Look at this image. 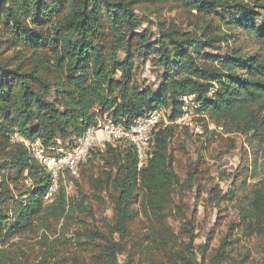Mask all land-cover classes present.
I'll return each instance as SVG.
<instances>
[{
    "label": "trees",
    "instance_id": "16d2710c",
    "mask_svg": "<svg viewBox=\"0 0 264 264\" xmlns=\"http://www.w3.org/2000/svg\"><path fill=\"white\" fill-rule=\"evenodd\" d=\"M138 1L0 0V22L8 35L0 39V45L7 41L29 52L21 64L0 60V158L4 157L0 245L18 234L40 236V264H49L52 255L53 222L63 221V231L72 222L81 223L82 230L76 231L78 238L85 237L79 241L81 246L96 240L99 233L79 217L86 210V195L77 178L86 163L77 177L67 174L66 182L62 180L57 193L45 202L51 178L27 146L13 141L16 133L45 144L56 138L73 143L96 124L98 115L127 124L153 108L164 107L171 120H176L182 115V96L196 93L211 120L251 133L247 141L253 151L254 138L264 142V18L258 20L264 0H253V4L247 0H178L200 16L216 14L229 28H240L245 39L258 45L254 52L240 44L224 51L220 45L236 36L211 34L214 22L192 32L170 28L165 21L157 33L140 31L142 22L135 13ZM226 11L236 17L230 18ZM147 61L159 66L158 88L134 79L138 63ZM175 126H161L153 132V157L142 169L128 143L109 146L103 153L93 151L88 161L105 154L110 159L106 181L116 192L117 233L128 234L139 203L147 221L143 239L147 250L164 252L170 264H198L192 226L188 240L177 242L169 224V209L180 183L170 152ZM71 182L76 192L68 187ZM243 212L245 227L254 234L264 225V186L254 188ZM119 246L110 242L92 259L97 264H121ZM224 259L223 251L211 264Z\"/></svg>",
    "mask_w": 264,
    "mask_h": 264
},
{
    "label": "rangeland",
    "instance_id": "374dc122",
    "mask_svg": "<svg viewBox=\"0 0 264 264\" xmlns=\"http://www.w3.org/2000/svg\"><path fill=\"white\" fill-rule=\"evenodd\" d=\"M247 1L253 4V0ZM251 6L262 12L255 5ZM135 13L142 22L140 31L157 33L159 25L165 21L170 28L192 32L214 22L211 34L236 36V40L231 38L220 45L224 51L237 44L250 52L258 49L255 41L245 39L240 28H229L219 15L200 16L178 0H140L136 2ZM227 15L236 17L232 12ZM263 18L264 12L258 20ZM0 28L3 30L0 39L4 40L8 35L1 22ZM5 42L0 45V60L21 64L22 57L28 56L29 52ZM160 74L159 66L153 62H140L134 79L158 88ZM219 124L227 126V132L213 135L207 129V136L193 135L190 129L176 124L170 152L180 183L176 186L174 204L169 209V224L177 242L188 240V230L192 226L198 264H211V260L223 251L225 259L220 264H264V225H259L257 231L250 234L243 220L244 208L248 207L254 188L264 186V142L254 138L253 151L247 141L251 133H243L237 127L222 122ZM3 158H0V166ZM108 171H111V163L105 154L88 161L77 178L86 195V210L79 217L87 222L88 228L97 231L99 237L81 246L79 241L85 237L80 239L76 234L82 230L81 223L72 222L63 231V221L53 222L49 236L53 251L49 264H97L92 256L110 242L120 245L117 256L121 264H170L164 252H152L145 247L143 239L147 221L139 211V203L136 205L138 214L131 221L128 234L121 235L115 231L113 196L116 192L106 181ZM68 187L71 192L77 191L72 182ZM65 231L67 240L63 241L61 237ZM41 242V237L35 234L14 235L0 245V264H40ZM220 258L216 257L217 260Z\"/></svg>",
    "mask_w": 264,
    "mask_h": 264
},
{
    "label": "built area",
    "instance_id": "2783aa9c",
    "mask_svg": "<svg viewBox=\"0 0 264 264\" xmlns=\"http://www.w3.org/2000/svg\"><path fill=\"white\" fill-rule=\"evenodd\" d=\"M214 91L215 88L210 93ZM169 124L183 125L196 136H204L207 129L218 134H224L228 129L227 126L211 120L201 109L198 95L191 93L182 96V115L176 120H171L168 109L156 107L127 124L114 121L107 115H98L96 124L89 126L73 143L56 138L45 144L40 139L29 140L18 133L12 139L27 146L33 158L49 174L51 183L44 196L45 202H48L59 190L61 181L66 182L67 174L73 177L79 175L93 151L103 153L109 146L128 143L136 151L138 168L146 167L153 157V132ZM26 183L31 184V181L27 179Z\"/></svg>",
    "mask_w": 264,
    "mask_h": 264
}]
</instances>
